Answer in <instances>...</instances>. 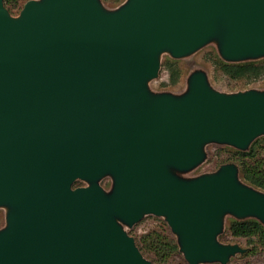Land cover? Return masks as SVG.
Here are the masks:
<instances>
[{
    "label": "water",
    "instance_id": "obj_1",
    "mask_svg": "<svg viewBox=\"0 0 264 264\" xmlns=\"http://www.w3.org/2000/svg\"><path fill=\"white\" fill-rule=\"evenodd\" d=\"M217 33L224 60L264 55V0H28L18 18L0 0V264H150L118 224L143 212L165 217L188 264L242 251L217 242L221 217L264 226V193L231 163L191 180L169 169L196 165L205 142L264 135V92L216 93L200 72L181 97L145 86L162 51Z\"/></svg>",
    "mask_w": 264,
    "mask_h": 264
},
{
    "label": "rangeland",
    "instance_id": "obj_2",
    "mask_svg": "<svg viewBox=\"0 0 264 264\" xmlns=\"http://www.w3.org/2000/svg\"><path fill=\"white\" fill-rule=\"evenodd\" d=\"M27 1L28 0H18L17 2L10 3L9 6L12 10L10 16L12 18H18L21 11L20 8H22ZM97 1L100 7L106 12L116 11L127 2V0ZM219 45L220 33H217L196 50L180 57H174L168 50L162 51L158 56L159 67L156 75L148 79L145 84L148 93L151 96L170 95L172 97H181L187 93L190 77L196 72H200L204 75L208 87L216 93L234 95L248 91L258 93L264 92V78L254 79L252 81L244 79L232 80L210 62L212 55L221 57ZM248 59L264 61V55L256 58L233 60V62H241ZM172 61L179 70V75L175 79L171 78L170 71L166 67V64ZM261 136L264 135H259L256 138ZM201 150L203 156L196 165L187 170L170 168V172L178 179L191 180L201 176L214 175L219 171L221 166L231 163L238 169L237 181L242 185L250 186L243 181L237 164L231 159L232 153L236 151L233 146L208 141L202 145ZM97 183L105 194H109L113 187V177L111 174L106 173L97 180ZM88 185V181L76 179L72 184V188L85 187ZM256 190L264 193L262 190ZM9 210V206L0 205V230L6 226V218ZM238 218L239 217L230 212L224 213L221 217V229L216 237L217 242L221 245H236L242 250L241 252L229 256L226 264H264V248L254 246L255 239L250 242L243 237H234L228 231L227 226L229 221ZM118 224L129 236H132L134 240L137 239L140 234L150 229H157L161 225L166 226L168 233L175 241L178 240L177 234L168 226L164 216H156L151 213L143 212L141 218L131 225L122 222L120 219H118ZM142 256L148 260L150 264H157L152 254L142 252ZM165 264H188V262L184 259L182 252L178 250V252L173 254L172 258ZM197 264H216V262H198Z\"/></svg>",
    "mask_w": 264,
    "mask_h": 264
},
{
    "label": "trees",
    "instance_id": "obj_3",
    "mask_svg": "<svg viewBox=\"0 0 264 264\" xmlns=\"http://www.w3.org/2000/svg\"><path fill=\"white\" fill-rule=\"evenodd\" d=\"M17 1L3 0L4 7L10 14L12 10L9 4ZM210 62L232 80L252 81L264 78V61L262 60L248 59L232 62L212 55ZM166 67L170 71L171 78L175 79L179 75V70L173 61L168 62ZM235 149L231 159L237 164L243 181L264 191V136L253 139L246 149ZM227 229L232 236L243 237L250 242L255 239L254 246L264 248V226L256 218L231 220ZM134 241L141 254L142 252L152 254L157 264H165L179 250L177 240L170 236L165 225L140 234ZM216 264L219 263L216 262Z\"/></svg>",
    "mask_w": 264,
    "mask_h": 264
}]
</instances>
